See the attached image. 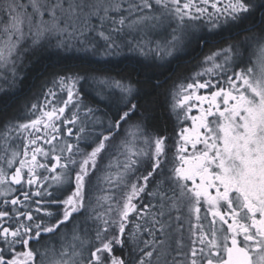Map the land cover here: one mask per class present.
<instances>
[{
	"label": "snow or ice",
	"instance_id": "obj_1",
	"mask_svg": "<svg viewBox=\"0 0 264 264\" xmlns=\"http://www.w3.org/2000/svg\"><path fill=\"white\" fill-rule=\"evenodd\" d=\"M40 50L65 66L0 108V264H264V0H0V92Z\"/></svg>",
	"mask_w": 264,
	"mask_h": 264
},
{
	"label": "trees",
	"instance_id": "obj_2",
	"mask_svg": "<svg viewBox=\"0 0 264 264\" xmlns=\"http://www.w3.org/2000/svg\"><path fill=\"white\" fill-rule=\"evenodd\" d=\"M199 49L196 51H189L187 54H183L176 58H169L165 63L162 74H157L154 77L153 82L159 80L163 83V90H167L168 83L183 75L192 68V65L196 62L200 56H198ZM29 63L24 64L26 67L22 71L27 75V80L19 83L15 91L0 92V108L7 105V114H11L15 109L22 105L25 97L29 95V86L33 83L38 84L44 79L50 72L59 71L65 65L59 57H56L52 53L46 51H39L35 56L29 59ZM117 67L123 68L124 65H118ZM169 77L171 79H169ZM143 79V77H141ZM150 88V85H146ZM160 90H152L153 95ZM161 103L156 114L154 124L156 127L170 130V118L167 113L166 105L164 103L165 97L161 96ZM4 113H0L3 115Z\"/></svg>",
	"mask_w": 264,
	"mask_h": 264
},
{
	"label": "flooded vegetation",
	"instance_id": "obj_3",
	"mask_svg": "<svg viewBox=\"0 0 264 264\" xmlns=\"http://www.w3.org/2000/svg\"><path fill=\"white\" fill-rule=\"evenodd\" d=\"M199 58H202V57H199ZM197 60V59H196ZM192 70V68L189 70V72ZM189 72H187V73H185V74H183V75H187ZM183 75H180V76H183ZM180 76H178V78L180 77ZM178 78H176L175 80H177ZM173 81V80H172ZM172 81H170L169 83H168V87L170 86V84L172 83ZM167 109V108H166ZM168 113V112H167ZM169 116V115H168ZM170 118V117H169ZM169 123H170V130H169V132H171L172 131V124H173V121L170 119V121H169Z\"/></svg>",
	"mask_w": 264,
	"mask_h": 264
},
{
	"label": "rangeland",
	"instance_id": "obj_4",
	"mask_svg": "<svg viewBox=\"0 0 264 264\" xmlns=\"http://www.w3.org/2000/svg\"><path fill=\"white\" fill-rule=\"evenodd\" d=\"M40 51H43V50H40ZM38 52H39V51L33 53L32 55H29V56L25 59L24 64L29 63V62H30L29 59H31L32 56H35ZM167 88H168V87H167Z\"/></svg>",
	"mask_w": 264,
	"mask_h": 264
}]
</instances>
